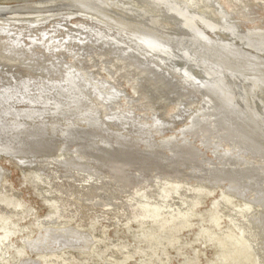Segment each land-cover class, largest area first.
I'll list each match as a JSON object with an SVG mask.
<instances>
[{"label": "rangeland", "instance_id": "374dc122", "mask_svg": "<svg viewBox=\"0 0 264 264\" xmlns=\"http://www.w3.org/2000/svg\"><path fill=\"white\" fill-rule=\"evenodd\" d=\"M30 1L36 2L40 0H0V4L2 5L13 4V3L17 4L24 2L27 3ZM240 1L242 2V0ZM70 2H71L70 3V7H71L75 3L77 4L78 0H71ZM150 2L153 3L156 2L155 4H159V6L162 7L164 6L167 8L166 11H163L164 13L158 12L157 15L159 16L156 15L158 18H163L162 16L163 14L167 15L168 18L167 17L166 19L164 18L163 22L167 21L168 19L172 20L173 18L174 19L176 18V20L178 21L179 18H182L183 13L185 15L187 14V12H185L186 9L185 10L182 9L183 8L182 6L180 7L179 10L182 14L175 11V9L173 8H169L171 6L165 0H152ZM211 2L216 3L217 6L223 11L225 10L228 13L232 12L231 9L230 10L228 9L229 5L228 2H226V0H211ZM110 3H108L107 8L110 11V13H113L112 14L113 16L114 15H116L117 17L121 16L126 19H130L135 23H140V24L147 23L149 26H151L154 23L153 20H150L151 18H149L151 16L149 15L145 16L142 13L137 12L136 11L137 9L134 8L133 10L132 7H129L130 9H126L128 8L127 5L128 3L122 2V0H118L117 2L116 0L114 1L112 0ZM245 3H246L245 9L246 11H249L248 19L246 18L245 15L243 16V15L230 14L232 22L235 23L236 26H238L237 28H239L241 32H244L243 38L244 36H246L245 39L243 40L241 39L242 41H238L240 39H237L236 38L237 36L234 33L233 34L231 33L233 32V29L231 30L230 26L226 27V25L223 24H221L222 26L221 25L219 26L218 24H216L217 26L211 24L209 25L208 23H205L204 20H201L202 22L205 23V25L194 27L195 24H198V22H200V18H197L191 13H189L190 15H187L189 16V18L187 20L186 25L188 29H190L191 31L196 30L197 32H199L200 31L199 28L200 27L203 28L204 32L202 31L201 35H198V33L193 31L194 34H191L192 38L193 39L195 38L196 41L201 40V42L207 44L209 48L212 50H214L213 49L214 46L215 49L218 48L217 50H221L222 48L212 38L213 35L219 33V35L222 38L225 39L227 38V41L229 42L232 41L233 39L234 42L237 43L239 42L243 44L244 51H246V49L248 48L247 49V52L249 50L248 53L251 52L252 54H255L256 57L255 56L252 57L254 58L253 61L254 65L255 64L258 65V67L255 65L256 70H258V72L256 71V73L254 71L255 70L254 67L252 66L251 68L253 69L250 70L249 67L248 68L242 67L240 65L238 66V65L230 64L231 65L230 66L229 64L224 63L225 61L224 62L219 61L218 64L216 63L218 60L217 61L213 60V61L215 62L214 65L217 64L215 66L221 69L225 74L226 73L229 74L228 76H226V78L229 81V83H231V85L233 81L237 80L236 78H234V76H231L233 74L238 76L241 80L244 81L246 80L245 82H251L252 86H256L255 91L258 93L257 95L259 96L260 94L262 95V92L260 90L264 89V79H262V77H264L263 76L264 46L262 47L260 46L259 41L256 40L257 38L255 35L253 36V34L255 33L254 32L255 29L256 30L264 29V4L261 2H257V0H245ZM62 6H64L65 9L64 8L59 9V11H55V12L53 11L49 14H46L47 16H44L41 20H38L36 22L32 21L31 23L28 22V25L25 26H22L23 21H28L30 17L32 18L39 17V15L42 14L43 12L36 11L38 9H33L32 11V9L28 8L25 11H22L20 8H12L10 9L12 13L7 12L6 15V16L9 15L11 19L10 18L3 19L4 16H2V12H0V20H8V19L15 20V22L12 23L7 22L4 25H0V37L4 40L14 41V43L12 44L8 42V44L13 48V51L10 52L11 54H9V56L0 54V82L6 83L5 80L9 79L7 81H13L15 83H17V81H22L25 83L23 87H17V89L15 90L12 89L0 93V116H1L0 132H2L0 133V135L3 137L4 134L3 138H5L6 135H7L6 138H10V136L15 137V135H18L23 131L24 128H26L27 131L29 132L28 136H30L29 138H31V140H26V141L24 140L25 142L24 141L18 142L17 147L14 146L13 144V147L16 148H9V146L12 145L10 139L5 140L0 138V145H3V147L0 148L1 149L0 201L3 202L4 200L13 198V199H17V201L21 203L20 207L13 210L9 209L8 206L2 207L3 209L0 207V224L6 222L5 225L11 228L10 230L12 231L9 234L8 239L6 240L9 243L5 246L3 254L0 255V264H16L17 260L22 257H31L33 259H36L39 261V264H57V262L58 264H107V263H111V261L122 262L123 264H224V262H222L221 260L222 250L220 244L214 238L217 235L219 237H225L224 235L225 232H230L232 234L236 233L239 235V230L234 227V222L229 218V216L226 215L232 213L233 209L239 207L245 208V203L247 201L246 199L252 198V192L264 193V188H263L264 183L261 184L262 188L256 187V189L253 190L248 186L247 188L243 189V191H247V193L244 194L245 198H241V197L239 198L235 195L227 194L230 200L223 201V196L225 194L224 184L221 185L216 184L213 187L212 185L208 186V184L204 182L201 183L200 181L194 180L195 176L193 174L190 175L189 177H186V175H183V177L179 176V178L176 177V179L175 177L172 176V178L169 177L167 179H164L163 181H159L160 179H158V176L165 174L162 173L163 171H161L162 167L160 162L164 163L167 160L169 162V163L167 162L168 167L172 165L176 166L177 160L173 159V157H168V156L166 157V155L165 156L162 155L157 158L158 160L154 159L153 161H146L143 159L138 163L131 164L129 167L125 168L127 170V175L125 176L124 179H122V183L126 181L125 184L127 186L134 187L135 184L133 182L135 180L138 181V179H143L147 175L148 176L156 175L151 178V181L152 184L154 185L152 189L156 194V198L157 197L158 198L156 200L154 199L151 200L159 201L158 203L165 204V202H167L169 198L172 197V200H170V202L173 204V207H175L174 210L176 212L177 210L187 211L188 214L187 217L185 218L187 220V226L180 227L181 230L179 229L177 231L172 230L171 225L172 223L176 224L180 222L181 219L178 218L174 219L171 223L166 224L163 228H159L157 221L151 222L149 219L141 215L134 214L135 212L134 207L135 205L139 206V203L136 202L135 204L134 203L135 199L130 200V198L134 197V198H138L141 201H144L145 198L142 196L143 194L142 192L145 189H142L138 191V193H136L135 192L136 188L130 189V187H127L126 189H129V191L124 193L123 197L127 198L130 201H128L126 205H122L120 207L118 206L117 208L120 212L117 215L113 214L114 216L111 213L105 211L102 205H99L100 207L96 206L97 208L88 207V209L90 208V210H86L87 213L85 211L86 215L84 213L83 214L84 217L81 214L79 215V210H80L79 206L77 204L76 205L72 204V203H77V201H75L74 194L70 196L69 193H64L65 197L64 198L62 197L64 199L63 202L58 201V203H56V201L54 200V197L50 193L51 190V184L49 182L50 180L47 178L46 175L40 176L39 174L42 172H47V173L49 172V170L46 169L48 164L54 163L55 160H57L58 158L67 155L68 152H70L71 154L77 152L81 155L84 154L89 156V154L92 151L99 149H101L100 151L104 150L107 144L110 147L116 144H117L116 146H118V144L124 145V142L118 135H116V133L114 134L115 135L114 137L113 136L111 137V135H106L107 133L105 134L106 136H104L103 131L105 130L107 131L111 129V131L110 130L107 131L109 132V134H111L112 128H116L117 130L121 131V133H123L125 136H128L130 139L133 134L135 137L142 138L141 136L142 131L144 130V132H146L147 130L150 129L149 127L147 129L141 128L140 125L138 124V121L142 120V118L145 117L144 113H148L150 115L151 110L148 107H150L151 103L146 102L141 92L140 91L138 92L136 91V89L133 88V83L131 81H127L124 77L121 76L117 77L118 78L117 80L119 81L117 80L115 81L108 76L107 72L103 68L104 67L103 60L108 55L107 46L113 44L118 47L119 45H121L120 42L122 39L125 41L127 40V42H130L132 44L129 45L128 47L133 51L136 52L141 50L143 51L144 49L145 52L147 53L150 52L153 55L161 56L164 59L168 57L170 58V62H171L168 64L173 66V68L175 67V69L178 72H180L181 70H183V68H185L183 65H179L177 63L175 64L179 56H180L179 58L182 59V56L179 55L181 54V52L180 53L173 52L174 49H170V48L168 49V47L165 46L156 47L157 44L146 45V43L144 44L137 43L136 42L137 40L133 39L131 37V34H129V32L123 33L122 31L119 30L117 26L115 27V25L112 22H108L109 20H107V22L109 23L108 24L106 23V21L97 19L96 15L92 13L91 10L88 8L80 9L79 7L68 8L65 5ZM116 6H118V8ZM210 9H211V5H208V10ZM210 11L211 14L213 15L215 14L214 11H212V9ZM159 13L162 15H160ZM152 14L154 13L151 11V15ZM238 17L241 20H238ZM145 18H147V20ZM158 20L159 19H157V21ZM211 20H213V18H211ZM81 21L92 22V23H96L97 25L100 24V26H102L105 30H103V28L102 30L101 29L97 30L98 28H96L93 31L89 29L81 30V28L79 27V22ZM224 23L226 22L224 21ZM253 25H257L255 29L253 28ZM153 26H155V24H153ZM153 26H151L152 28L150 29L155 34H159L157 33L156 28L160 29V31L165 29V28H159ZM220 28L224 31L220 32L221 31ZM75 31H78L79 34L74 35ZM41 32H45V35L48 36L43 43L44 44L46 42L52 43L51 47L47 48L48 53L45 52L44 47L41 44L43 38V36L40 37ZM66 32H68L67 35H65ZM245 32H249L250 36ZM122 36L124 37L122 38ZM114 37H116V39ZM49 38H51L50 41L48 40ZM127 38H131V39H127ZM247 38L248 39L250 38L251 42L249 41L247 43L248 40ZM210 39L212 40L209 41ZM252 39L253 40L255 39L257 44L254 43ZM137 44H139V46H136ZM215 44H217V46ZM129 48L126 47L123 50L127 52L130 51ZM180 49L182 50V46L180 47ZM190 51L191 53H189L188 55L197 58V56L194 53H192L193 51L192 50ZM173 54L176 55V58L175 55ZM140 56L147 57L148 55L140 54ZM200 57L204 59L202 56ZM146 59H148V57ZM174 60L175 62H173ZM212 62L210 61V64L213 65ZM152 63H156L155 65L158 66L157 68L159 70H163L165 73H169V74L172 73V70H170L164 63L162 64L159 60L157 59L155 61L152 60ZM91 64H96V65L92 67ZM237 66L240 67V70H237L239 69ZM178 67H180L181 70ZM226 68L229 71L226 70ZM244 68L247 69L244 70ZM85 69L89 71L88 74L90 77L87 76L86 74L87 71ZM260 70H262L263 73L260 72ZM67 72H72L73 78L70 79V81L66 83L65 86H61L57 84L55 85V83L53 86V83H51L52 84L51 86L48 87L43 86L44 88L43 87L41 88V86L38 87L34 84L35 81L37 80L50 82L51 80L60 78L59 77L60 75H63L64 73ZM245 77L248 78L245 79ZM186 88H188L186 89V91L189 90L188 86H186ZM107 93H109L110 95L109 94L106 95ZM201 95L200 92L197 91L191 92V97L194 99L193 101L195 102L194 104H198V100L199 98H201ZM74 98L77 101L74 100ZM262 98H264V93L262 95ZM127 103L129 106H126ZM146 103L148 104L147 107H145ZM257 105L261 107L260 103L259 104L257 103ZM159 106L161 108H159ZM159 106H156V108H158L159 111L163 112L164 113L163 116L166 118L169 117L172 114V112L176 109L175 104H173L172 102L165 103L162 101ZM105 108L109 109L110 112L113 111V115L114 113H117L118 116L114 115V117L116 116V118L111 117L113 120L116 119L115 124L112 123L111 121L107 122L105 120H102L101 116L105 114L104 113ZM142 108L145 109L143 110ZM129 110H132L133 115H130L132 117H130V119L125 121V119L123 118V114L124 112L127 111L131 113V111ZM223 113H225V111L221 109L220 106H217V104L215 103L213 104V102H209L208 105L205 107V113L197 115L196 118L197 123L195 122L194 125L195 127L192 128L191 130H187L186 132H184L185 133L184 137L188 138L191 141H194L200 149L206 151L207 153L203 156L204 158L202 156H199L200 158L197 157L194 162L186 161L187 163L186 162L182 163L180 166L184 167L186 165L187 172L192 171L201 174L200 177H203L205 179L210 176L213 178V176L210 175V173L211 170H213L214 168H210V167H212V165L214 166V162L217 159H221V160L230 159V161L233 163V165L231 166L232 168L243 167V166L250 167L246 164V160L248 156L257 159L261 158L264 160L263 138H260L263 140H260L261 142L259 143L252 142L253 143L252 145L254 146H252L253 148H251L250 145L246 144V140H245L248 139L249 137L247 138L242 136L243 138H245L243 140L240 131L235 129L234 127L232 128H234L233 133L235 134H232V137L228 135L225 136V134L221 131H218V133L215 131V129L218 127V123H222L221 117H223L222 116ZM84 114L85 115L88 114L90 120L92 119L91 120L92 122L90 121L91 123H89L90 124L89 127L90 128L92 127L91 130H94L92 131L93 133L95 132L97 133L91 135L92 137L90 138L92 140L88 137L85 138L84 136L78 137L76 140L75 138L76 136L74 137L73 134H69V136H65V135L63 136L59 133L57 134L53 133L52 130L56 132L57 131L56 129L58 128L64 129L66 124L68 125V127L66 128H69L70 126L73 128L83 127L81 126L83 124H80V121L85 120L83 117ZM5 120H6L5 123L9 122L11 123V125L4 124L3 122ZM15 120L17 123H12V121ZM22 120L23 121L26 120L25 122L27 123L29 122L28 124L30 125L26 127L25 126L17 127V124H20L18 122L20 121L22 122ZM173 120L174 119H169L168 124ZM35 124L44 126L43 128H45V134H47L48 136L44 138L43 148H41L40 146H37L35 148L33 147L29 148L31 147L30 146L31 144L33 143L37 144L40 143L41 141L40 139H38L41 138V136L36 135L37 127H34ZM180 125L181 124L179 122H176L174 126H172L170 130H168L164 134V136L175 133L174 130L179 128ZM164 128L167 129L168 126L166 125ZM32 130H34V132ZM135 134H139V135H135ZM247 135L245 132V136ZM30 141H32L33 143ZM153 142L155 145H157V147L162 146V143L155 139H153ZM98 144L102 145L99 149H97ZM145 144L142 143L141 146L145 147ZM231 149H233V151ZM227 150L231 151L232 153L228 152L227 154H225ZM206 157L209 159L205 160ZM168 158L171 160L169 161ZM212 158H214L215 160ZM89 159H91L90 156ZM201 159L205 161H202ZM97 166L101 168L104 166V164L98 163ZM224 167L228 168L229 164L226 163ZM260 170H261L260 173L261 172L264 173L263 172L264 163L262 164ZM49 173L53 175L52 177L58 176L60 174L57 171V168L51 169V172ZM57 173L58 175H56ZM262 173L258 175L259 177L261 176L260 178L264 179V174ZM41 179L44 182H42ZM61 179L62 181H60V179L54 178L52 181H57V183H61L64 180L62 177ZM243 179L245 180L246 178L243 177ZM243 179H239V181H242ZM164 182H166V184ZM63 183H64L63 187H65L66 186L65 180ZM175 184L180 185L179 186L180 188L177 187L179 189L176 192L173 191L175 189L174 188ZM187 188L189 189L185 190ZM162 190L164 191L169 190L168 195L170 197L168 198V200L165 198L166 201L161 200L162 198L160 197V194H163ZM180 191L181 192L184 191L186 194L191 193L190 195L192 196L196 195V196L194 198H189V197L185 198L183 195H180L178 193ZM58 204H62L61 205L62 207L61 206L58 207ZM75 207L77 211L76 209H74ZM254 208L258 210H262L264 209V206L263 207L256 206ZM70 209L72 210V212ZM98 209L100 210L101 213L99 212ZM175 211L173 212L175 213ZM126 213L129 216H127ZM58 215L60 216L57 218L56 216ZM167 215L164 212L161 217L157 218V220H160L162 219V217ZM75 216L77 218H74ZM124 216L126 218H124ZM3 217H5V219L7 218L5 222H2L4 221L2 219ZM82 217L83 219H81ZM54 218H55V222H53L52 224L41 223L42 221H47V220L50 221L53 220ZM236 218L238 221L243 219V217H241L240 215H237ZM44 226H51V227L74 226L90 234L91 241L94 242H91L90 247L85 251H80L77 249L74 250L72 248L66 247L63 248L61 251L56 252L57 257L51 254H49V256H47L48 254H45L44 257L43 253L41 252L51 250L56 245L54 246L48 245V247L39 246L38 248L41 247L40 248L41 250L33 249L30 251L27 247H25V244L21 239L25 236H28L29 238L36 236L38 234V231H40ZM203 228L206 229L208 233L203 232ZM0 234L2 235L4 234V232L1 229H0ZM62 242L64 244L69 243L73 245L81 243L80 241L77 240H70V238H63ZM141 242H143L142 243L143 245L141 244ZM152 251L153 254L151 253ZM146 255L148 256L147 258ZM43 258L46 260H44ZM62 258L65 259V261H61ZM239 260H241V264H248L247 260H243L242 258Z\"/></svg>", "mask_w": 264, "mask_h": 264}, {"label": "bare ground", "instance_id": "6f19581e", "mask_svg": "<svg viewBox=\"0 0 264 264\" xmlns=\"http://www.w3.org/2000/svg\"><path fill=\"white\" fill-rule=\"evenodd\" d=\"M70 1L71 0H40V1H36V2L30 1L27 3L26 2L17 3V4L13 3V4H6V5L0 4V12H2V16H4L3 19L10 18L9 15L8 16H6V15H7V12L12 13L10 10L12 8H20L22 11H25L28 8L32 9V11H33V9H38L36 11L43 12L42 14H40L41 16L39 15V17H36V18L30 17L28 19V21H23V22L21 21L22 26H25V25H28V22L29 23H31L32 21L36 22L38 20H41L44 16H47L46 14H49L53 11L54 12L59 11V9H63L64 6H62V5H65L68 8H71V7H76V8L79 7L80 9L88 8L91 10L92 13H94L96 15L97 19H100L102 21H106V23L112 22L115 25V27L117 26L119 28V30L122 31L123 33L129 32V34H131V37L133 39L137 40L136 41L137 43H142V44L146 43V45L147 44H149V45H156L157 44L156 47L157 46L158 47L165 46V47H168V49L169 48L174 49L173 52H176V53L181 52V54H179V55H181L182 59H184V60L179 58L180 56L176 60L175 59L176 55L173 54V55H175V58L174 57L173 58L176 60V62H175V60L173 62H175V64L177 63L179 65H183L186 69L183 68V70H181V68L178 67L181 70L180 72H178L175 69V67L173 68V66L168 64V63H171L170 58H168V57L166 59H164L163 57L158 56V55H153L150 52L147 53L144 51V49H143V51L142 50L137 51V52L133 51L128 47L129 45H132V44L130 42H127V40L125 41L122 39L120 42L121 45H119L118 47L116 45H113V44L107 46L108 47V55L103 60V65H104L103 68L107 72L108 76L115 81L118 79L117 77H120V76L124 77L127 81H131L133 83V88L136 89V91L141 92V94L144 96L146 102L151 103L150 107H148L151 110L150 115L148 113L143 112L145 114V117L142 118V120L138 121V124L140 125L141 128L147 129L149 127L150 129L147 130L146 132H144V130L142 131V133H141L142 138L135 137L133 134L130 139L128 136H125L123 133H121V131L117 130L116 128H112L111 134H109V132H107L109 130L111 131V129H109L107 131L105 130V131H103L104 133L102 132L104 134V136L111 135V137L112 136L114 137L115 136L114 134L116 133V135H118L122 139V141L124 142V145L118 144V146H116L117 145L116 144V145L110 147L107 144L105 149L102 148L104 150L100 151L101 149H99V148L102 145L98 144L97 149H99V150L92 151L89 154L91 159H89V156L84 155V154L81 155L77 152L71 154L70 152H68L67 155L58 158L57 160H55L54 163L48 164L46 169H48L49 172H51V169L57 168V171L60 174L58 175V173H57L56 175H58V176H55V177H52L53 175H51L49 172L48 173L42 172L39 174H40V176L46 175L47 178L50 180L49 181L51 184L50 193L54 197V200L56 201V203H58V201L63 202L64 201L63 198L65 197L64 193H69L70 196H72L74 194L75 201H77V203H72L74 201H72L70 203L75 204V205L77 204L79 206V208H80L79 215L80 214L83 215L86 210H90L91 207H96L99 205H102L104 207L105 211H107L108 213H111L112 215L113 214L117 215L120 212L117 208L118 206L120 207L122 205H126L128 201H130L131 199H135L134 203L135 204H136V202L139 203V206L135 205L134 214L141 215V216L149 219L151 222L157 221L159 228H163L166 224L171 223L174 219H177V218L181 219V221L176 223V224L172 223L171 229L174 231H177L180 229V227H186L187 226V220L185 218L187 217L188 213L186 210H177V212L174 210L175 207H173V204L170 202V200H172V197H170L168 195L169 190H167V191L165 190L166 192L164 190H162L163 194H160L162 201H166V199L168 200V198L170 197L168 200L169 202L167 201V202H165V204H161V203H158L159 201H154L158 197L156 198V194L154 193V190L152 189V187L154 185L152 184L151 178L156 176V175H153V176L147 175L143 179H138V181L135 180L133 182L135 184L134 187L127 186L125 184L126 181L122 183V179H124L125 176L127 175V170L125 168L129 167L131 164H136L143 159L146 161H153L154 159L158 160L157 158L159 156H162V155L163 156L166 155V157L167 156L173 157V159H175L177 161H176V166L172 165L169 167H168L169 162L167 160L164 163L160 162L161 167H162L161 171H163L162 173H165V174L158 176V179H160L159 181H163L164 179H167L169 177L172 178V176L175 177V179H176V177L179 178V176L183 177V175H186V177H189L190 175L193 174L195 176L194 180L200 181L201 183L204 182V183L208 184V186L212 185V187H213L216 184H219V185L224 184L225 194L223 196V201L224 200L225 201L230 200L229 196H227V194H230V195L232 194V195H235L239 198L240 197L245 198L244 194L247 193V191H243V189L247 188L248 186L253 190L256 189V187L262 188L261 184L264 183L263 182L264 179L260 178L261 176L259 177V175H258V174L262 173V172L260 173V171H261L260 168H261L262 164L264 163V160L261 158L257 159V158L248 156V158L246 160V164L250 167L243 166V167H235V168L231 167L233 165V163L230 161V159H225V160L217 159V160H215L214 158H212L215 160L214 166L212 165V167H210V168H214L213 170H211V173H210V175H212L213 178L210 176V177L206 178L207 180L203 177H200L201 174H198V173H195L192 171L187 172L186 171V169H187L186 165L184 167L180 166L182 163H185L186 161H191V162L193 161L194 162L197 157H199V156L203 157L205 154H207L206 151H203L202 149H200L194 141H191L188 138L184 137L185 136L184 132H186L187 130H191L192 128L195 127L194 125L196 122L197 115L205 113V107L208 105L209 102H213V104L214 103L217 104V106H220V108L225 111V113H223V115H222L223 117H221L222 123H218V127L215 129V131L217 133H218V131H221L225 134V136L228 135V136L232 137V134H235V133H233L234 132L233 129L235 128V129L240 131L241 137L242 136L247 137V138L249 137L248 139H245L243 137L242 138H243V140L244 139L246 140V144L250 145L251 148H253L252 146H254V145H252L253 143H259V142H261L260 140L264 139V98H262V95L264 93V89L260 90L262 92V95L260 94L258 96L257 95L258 93L255 91L256 86H252L251 82H245L246 80L245 81L241 80L238 76L233 75V74L232 75L230 74V75L234 76V78H236L237 80L233 81L232 85H231V83H229V81L226 78V76H228L229 74H227V73L225 74L221 69H219L217 66H215L219 63V61L220 62L225 61L224 63H227L229 65L231 64V65H238V66L240 65L242 67H247V68L249 67L250 70L253 69V68H251V66H252V67H254V69H255L254 71L256 73V71L258 72V70H256V68H255L256 64L254 65V63H253L254 58L252 57V56L256 57V55L252 54L251 52L248 53L249 52V50L247 52L248 48L247 49L245 48L246 51H244L243 44H241L239 42L238 43L234 42L233 39H232V41L229 42V41H227V38L226 39L222 38L219 35V33H217L216 35H213L212 38L222 48H221V50H217L218 48L216 47L217 49H215L214 48L215 46H214L213 47L214 50H212L209 48V46L207 44H205L204 42H201V40L196 41L195 38L194 39L192 38L191 34H194L193 31L198 33V35H201L202 31L204 32L203 28L198 27L200 29L199 32H197L196 30L191 31L190 29H188V27L186 25L187 20L189 18V16H187V15H190L189 13H191L194 16H196L197 18H200V22H198V24H195L194 27L203 26V25H205V23H208L209 25L210 24L211 25L218 24L220 26L221 24H223V25H226V27L230 26L231 30L233 29V32H231V33L232 34L234 33L237 36V37L236 36L235 37L237 39H240L238 41H242L243 39H245L246 36H244V38H243L244 32H241L239 30V28H237L238 26H236V24L232 22L230 14H232V15H243V16L245 15L246 18L248 19L249 18V15H248L249 11H246V9H245V4H246L245 0H242V2L240 0H226V2H228V5H229L228 9L229 10L231 9V11H232L231 13H228L225 10L224 11L221 10L217 6V4L211 2V0H165L170 4L171 7H169V8H173V9H175V11H177L179 13H181L179 11L181 6L183 7L182 9H184V10L186 9L185 12H187V14L185 15L184 13L183 14L181 13L183 16H182V18H179V20H178L179 22L176 20V18L175 19L173 18L174 21H173V19L172 20L168 19L167 21L163 22L164 18L166 19L167 15H165V14L162 15L160 13H162L163 11H166L167 8L164 6L163 7L159 6V4H155L156 2L155 3L150 2L152 0H150V1H147V0H138V1H136V0H125V1H123L122 0V2L128 3L127 4L128 8H126V9H130L129 7H132L133 10L135 8V9H137L136 10L137 12L142 13L145 16L146 15L151 16L149 18H151L150 20H153V22H154L153 24H155V26H153V24L152 25L150 24L151 26L159 27V28H165L162 31H160V29L156 28L157 33H159V34L153 33V31L150 29L152 27L149 26L147 23L146 24L145 23L144 24L135 23L134 21H131L130 19H126V18L121 17V16L120 17H117L116 15L113 16L112 15L113 13H110V11L107 8L108 3H110L112 0H81V1L78 0V3L77 4L75 3L71 7H70V3H71ZM98 1H100V2H98ZM117 1L118 0H116V2ZM257 2H261L264 4V0H257ZM208 5H211V9H212V11H214V13H215L214 15L216 18L214 17L213 14L210 13L211 9L208 10ZM118 6H116V7L118 8ZM123 8H125V7H123ZM132 8H131V10H132ZM122 10H120V11H122ZM147 10H149V11H147ZM151 11L154 14L151 15ZM158 12H160L159 14L162 15L163 18L157 17V16H159V15H157ZM17 13H19V12H17ZM170 16H172V15H170ZM83 17H85V16H83ZM22 18H24V17H22ZM143 18H144V16H143ZM211 18H213V20H211ZM10 19L0 20V25H4L7 22H10V23L15 22V20H10ZM145 19L147 20V18H145ZM157 19H159L158 21H160V22H158ZM107 20H109V21L107 22ZM201 20H204L205 23L202 22ZM238 20H241V19L238 17ZM224 21L226 23H224ZM190 25H192V24H190ZM256 26L257 25H253V28L255 29ZM79 27L81 28V30H83V29L88 30L89 29L92 31L96 28H98L97 30H99V29L102 30V28H103L102 26H100V24L97 25L96 23L87 22V21L79 22ZM85 27H87V28H85ZM183 27H185L186 29ZM181 28H183V29H181ZM103 30H105V29L103 28ZM220 30H219L220 32L224 31L221 28H220ZM154 32H156V31H154ZM254 32L255 33L253 34V36L255 35L257 38V39L255 38V39L259 41L261 47L264 46V29L263 30H256L255 29ZM88 33H90V32H88ZM245 33L249 34V32H245ZM40 34H41L40 37L43 36L41 44L44 47L45 52L48 53L47 48L51 47L52 43L46 42L44 44L43 42L45 39H47L48 36L45 35V32H41ZM67 34H68V32L65 33V35H67ZM77 34H79L78 31H75L74 35H77ZM119 34H120V32H119ZM94 35H95V33H94ZM89 36H91V35H89ZM249 36H250V34H249ZM123 37L124 36H122V38ZM208 37H210V36H208ZM114 38L116 39V37H114ZM127 39H131V38H127ZM255 39L254 40L252 39V41L254 43H256ZM48 40L50 41L51 38H49ZM211 40L212 39H210L209 41H211ZM249 41H250V38L247 40V43ZM8 42H10V44L14 43L13 40L8 41V40H4L0 37V54L1 55L4 54V55L9 56V54H11L10 52L13 51V48L8 44ZM207 43H208V41H207ZM254 43H252V44H254ZM217 44H215V45L217 46ZM249 45H250V43H249ZM136 46H139V44H137ZM181 46H182V50L180 49ZM126 47L129 48L130 51L125 52L123 49ZM251 47H252V45H251ZM190 50L193 51L192 53H194L197 56V58H194V57L188 55L189 53H191ZM140 54L148 55L147 56L148 59H146L147 58L146 56H144V57L140 56ZM200 56H202L205 60L202 59ZM156 59L159 60L162 64L164 63L170 70H172V73L169 74V73H165L163 70H159L157 68L158 66L155 65L156 63H152V60L155 61ZM260 59H261V57H260ZM213 60L214 61L218 60L216 62L217 64L214 65L215 62ZM210 61L211 62L213 61L212 62L213 65L210 64ZM257 64H258V62H257ZM95 65L96 64H91L92 67ZM172 65H173V63H172ZM256 66L258 67V65H256ZM259 67H261V66H259ZM238 68L239 69H237V70H240V67H238ZM247 68H244V70ZM85 70L87 71V69H85ZM226 70H228V69L226 68ZM233 70H234V68H233ZM234 72H236V71H234ZM260 72H262V70H260ZM88 73H89V71H87L86 74L88 77H90ZM262 73H260V74H262ZM242 76H244V75H242ZM59 77L60 78L51 80L50 82H44V81L37 80V81H35L34 84L38 87L41 86V88L43 86H47V87L51 86L52 85L51 83H53V86H54V83H55V85L57 84V85L65 86L66 83H68L70 81V79L73 78V73L67 72V73H64L63 75H60ZM247 78L248 77H245V79H247ZM253 78H255V77H253ZM262 79H264V77H262ZM7 80H9V79H7ZM7 80H5L6 83L0 82V93H2L3 91H9L12 89L15 90V89H17V87H23L25 85V83L22 81H17V83H15L13 81H7ZM249 80H250V78H249ZM117 81H119V80H117ZM258 82H260V81H258ZM186 86L189 87V90H187V91H186V89H188V88H186ZM194 91L200 92V95L201 94L203 95V96L201 95V98H199L198 104H194L195 103L193 101L194 99L191 97V92H194ZM68 94H70V93H68ZM108 94L109 93H107L106 95H108ZM13 98H14V95H13ZM9 100H10V98H9ZM71 100H73V99H71ZM74 100H76V99L74 98ZM162 101L165 103L172 102L176 106V109L167 118L163 116V114H164L163 112L159 111L158 108H156V106H159ZM66 102H67V99H66ZM256 102L258 104L260 103L261 107H259ZM6 104H7V102H6ZM126 106H129L128 103L126 104ZM147 106H148V104L146 103L145 107H147ZM62 107H63V105H62ZM64 107H65V105H64ZM127 108H129V107H127ZM159 108H161V107L159 106ZM129 111H131V113L127 111V112H124V114H123V118L125 119V121H127L128 119H130V117H132L130 115H133L132 110H129ZM104 113H105L103 115L104 117L101 116L102 120H105L107 122L111 121L112 123L115 124L116 119L113 120L111 117H114V115L118 116L117 113H114V115H113V111L110 112L109 109H107V108L104 109ZM116 116L114 118H116ZM83 117L85 120L80 121V124H83V125H81V126H83L81 128H73L71 126L69 128H66V127H68V125L66 124V126H65L66 129L64 128L65 131L62 128L56 129L57 130L56 132L54 130H52V131L54 134L59 133L63 136L64 135L69 136V134H73L74 137L76 136L75 137L76 140L78 137L84 136L85 138L86 137L90 138V137H92L91 135L97 134L96 132L95 133L92 132V131H94V130H91L92 127L91 128L89 127V125H90L89 123L92 122L91 121L92 119L90 120V117H88V114L87 115L84 114ZM229 118H231V119H229ZM32 119H34V118H32ZM169 119H174V120L168 124ZM6 120L3 123L6 125L7 124L11 125V123H9V122L5 123ZM232 120H234V121H232ZM25 121L22 120V122L21 121L18 122L20 124H17V127H21V126L26 127V126L30 125V124H28L29 122L27 123ZM176 122H179L181 125L179 128L174 130L175 133L164 136V134L168 130H170V128L172 126H174V124ZM218 122H221V121H218ZM12 123H17V122L15 120V121H12ZM35 123H37V122H35ZM86 125H88V126H86ZM166 125L168 126L167 129L164 128ZM34 127H37V134L36 135L41 136V138H38L41 141H40V143H37V144L30 141L34 145L31 144L30 145L31 147H29V148H32V147L35 148L37 146H40L41 148H43L44 147V138L48 137L47 134H45V128H43L44 126H40L39 124H35ZM232 127H234V128H232ZM46 129H48V128H46ZM32 131L34 132V130H32ZM245 132H246V135L248 134L247 136H245ZM0 133H2V132H0ZM28 133L29 132L27 131V129L24 128L23 131L21 133H19L18 135H15V137L10 136V138H6V136H7L6 135L5 138H3L4 137V134H3V137L0 135L1 136L0 138L5 139V140L10 139V142H12V145H10L9 148H16L18 145V142H21L24 140L25 141L31 140V138H29L30 136H28L29 135ZM139 134H135V135H139ZM145 135H146V137H145ZM146 138H148V139H146ZM152 138L161 142L162 146L157 147V145L154 144ZM260 138H263V139H260ZM125 139H127V140H125ZM132 139H134V140H132ZM87 140H89V139H87ZM37 142H38V140H37ZM142 143H144V144L146 143L145 147L141 146ZM13 144L16 147H13ZM28 146H27V148H28ZM2 147H3V145H0V148H2ZM231 150L233 151V149H231ZM0 151H1V149H0ZM228 152L232 153L231 151L227 150L225 154H227ZM208 159L209 158H207V157L205 158V160H208ZM170 160L171 159H169V161ZM205 160H202V161H205ZM172 161H174V160H172ZM207 162H209V161H207ZM210 162H211V160H210ZM55 163H57V164H55ZM98 163L104 164L105 167L103 166V167L99 168L97 166ZM149 163H151V162H149ZM172 163H174V162H172ZM226 163L229 164L228 168L224 167L226 165ZM143 164H145V163H143ZM154 165H156V164H154ZM262 174H264V173H262ZM61 177L65 180V183H66L65 187H63L64 180L61 183H57V181H52L54 178L60 179V181H62ZM243 177H245L246 179L244 180ZM133 179H135V178H133ZM210 179H212V180H210ZM239 179H243V180L239 181ZM181 180H182V178H181ZM41 181H42V179H41ZM42 182H44V181H42ZM164 183L166 184V182H164ZM159 184H161V183H159ZM179 186H180L179 184H175V186H174L175 189L173 188L174 189L173 191H175V192L178 191V189L180 188ZM127 187H130V189L136 188L135 189L136 193H138V191H140L142 189H145L142 192L143 193L142 196L145 198L144 201H141L138 198H134V197H131L130 200H128L127 198H124L123 194L129 191V189H126ZM137 187H140L141 189L137 188ZM177 187H179V188H177ZM263 188H264V186H263ZM188 189L189 188H187L185 190H188ZM184 191L183 192L180 191L178 193L180 195H183L185 198L186 197L194 198L196 196V195H194V196L190 195L191 193L186 194ZM172 193H174V192H172ZM247 195H246V198H247ZM52 196H51V198H52ZM151 199H154V200L152 201ZM246 200H245L246 201L245 208L239 207V208L233 209L232 213H229V214L226 213L227 214L226 216H229V218L234 222V227L239 230V235L236 233L232 234L230 232H225L224 233L225 237H219L217 235L214 238L220 244V247L222 250L221 260H222V262H224V264H241V260H239L241 258L243 260H247L248 264H264V209L258 210L256 208H254L256 206H259V207L264 206V193H262V192L253 193L252 192V198L246 199ZM67 201H66V203H67ZM3 202L0 203L1 208L8 206L9 209L13 210V209H17L18 207L21 206V203H19L17 201V199H13V198L4 200ZM61 205L62 204H58V207ZM76 207L74 209H76ZM88 207H90V208L88 209ZM123 207H125V206H123ZM125 209H127V208H125ZM60 210H59V212H60ZM76 211H77V209H76ZM173 211H175V213ZM218 211H220V210H218ZM71 212H72V210H71ZM99 212H100V210H99ZM125 212H126V210H125ZM164 212L166 213V215L167 214L168 215L162 217V219H160V220H157V218L161 217ZM86 213H87V211H86ZM86 213H85V215H86ZM126 215H127V213H126ZM237 215H240L241 217H243V219L238 221L236 218ZM59 216L60 215H58L56 217L58 218ZM127 216H129V215H127ZM83 217H84V215H83ZM83 217L81 219H83ZM74 218H77V217L75 216ZM79 218H80V216H79ZM124 218H126V217L124 216ZM2 219L4 220L2 222H5L7 220V218L5 219V217H3ZM182 219H185V220H182ZM63 220H65V219H63ZM107 221H108V219H107ZM53 222H55V218L53 220H50V221H48V220L42 221L41 223H45V224L51 223L52 224ZM5 224H6V222L0 224V229L4 232L3 235L0 234V255L3 254L5 246L9 243L6 240L8 239L9 234L12 232L10 230L11 228L7 227V225H5ZM58 224H59V222H58ZM15 225H16V223H15ZM84 225H85V222H84ZM203 232L208 233L206 231V229H204V228H203ZM160 233H162V232H160ZM143 234H144V232H143ZM154 236H156V235H154ZM63 238H70V240H77V241H80L81 243L75 244V245L69 244V243L64 244L62 242ZM21 239H22L23 243L25 244V247H27L30 251L33 249L34 250L35 249L41 250L40 249L41 247L38 248L39 246H47L48 247V245L49 246L56 245L51 250L41 252V253H43L44 257H45V254H48L47 256H49V254L56 256V252H59L63 248H66V247L72 248L74 250L77 249L80 251H85L90 247L91 242H94V241H91L90 234H88L87 232L82 231V230H80L74 226H62V227L44 226L40 231H38V234L36 236H34L32 238L25 236ZM142 243L143 242H141V244ZM11 245H9V246H11ZM153 251L151 252L152 254H153ZM4 254H6V253H4ZM109 255H112V254H109ZM147 257L148 256L146 255V258ZM113 259H115V258H113ZM44 260H46V259H44ZM51 261H53V260H51ZM61 261H65V259L62 258ZM16 264H39V261L36 259H33L31 257H22V258H19L17 260ZM57 264H58V262H57ZM107 264H123V263L111 261V263H107Z\"/></svg>", "mask_w": 264, "mask_h": 264}]
</instances>
